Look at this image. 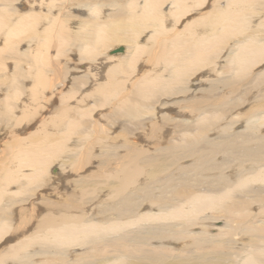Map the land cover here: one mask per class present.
<instances>
[{
  "label": "rangeland",
  "instance_id": "374dc122",
  "mask_svg": "<svg viewBox=\"0 0 264 264\" xmlns=\"http://www.w3.org/2000/svg\"><path fill=\"white\" fill-rule=\"evenodd\" d=\"M212 1L210 0L211 3L209 2L211 5L206 3L209 7L206 8V11L202 10L200 15L215 9L214 6L218 3ZM222 1L219 4L220 7L225 5V1L223 3ZM61 3V1L56 0H20L19 4L14 3L12 7L20 13H38L41 11L42 15L50 17L51 20L55 19L57 25L66 23V20H70L68 23L63 24L64 30L74 34L75 31H79L80 26L78 23L82 22L78 17V15L82 17L79 13L82 11V7H78L77 9L72 6L68 7V2L67 6L60 8ZM49 6L53 7L52 11L48 9ZM137 6H140V1L137 3ZM170 6L171 4H168L163 8V16L166 17L169 14L171 10ZM74 10H78L79 12H75ZM108 11L107 13L112 12V10ZM86 12L83 15L84 18L87 16ZM104 12L100 15L102 20L106 19ZM203 14L202 16H204ZM251 14L250 12L248 17H251L249 19L252 22L245 35H251L254 39H257L256 41L259 40L264 45V14L259 16ZM189 15L188 18L186 16L183 19L188 25L191 24L193 26L195 24L194 21L201 19L196 18L199 14H192V17H189ZM190 18L192 20L188 21L187 19ZM183 21L180 22L181 26L179 25V28H183H178V33L185 26H188ZM170 25L171 22L169 27H172ZM48 26L49 21L42 19L37 27L42 32L49 28ZM200 27L204 28L203 25ZM150 31H147L143 35L144 39L140 40L142 42L141 44L146 46L145 53L141 56L143 58L141 59L142 64H138V68H141L143 72L149 70L147 69L149 68V64L145 62L148 57L145 55L152 57L155 52L159 51V48L156 46L150 53L151 48L146 43L150 38V34H155V32L150 33ZM5 33L6 30L0 32V49H3L2 51L0 50V53H2L0 54L2 58L0 59V63L5 65L2 66L0 64V71H2L0 72V226H2V223H6L9 224L10 228L7 229L0 241V256L11 246L12 241H15L13 239L15 233H18L20 229H24L25 231L28 229L32 232L35 230L32 224L35 223L36 227L42 226L46 216L59 218L66 213L70 217L75 218L79 216L85 217L88 220H92L93 216L92 222H98L103 218V215H100L101 213L106 211L105 213L111 215L114 211L113 209L117 207V203L112 200L110 190L114 189L117 181L123 184L125 174L118 178L113 177L116 174L109 168H106L107 164L111 161L109 166H116L113 165V162L118 163V160L123 157L129 160L132 155H137L141 150L145 151V154L151 158L152 162L151 164H145L147 162L145 160L143 169L135 177L137 180L133 181V184L130 186V192H134L141 186L144 187L143 192L149 191L154 195L162 196L169 189L167 181L172 179L180 180L183 178V173L188 170L190 171V176L194 174L195 177H198L202 174V177L204 179L206 178L211 186L218 185V188L228 189L230 191H235L236 189L235 192L239 191V189L241 190L237 184L242 179L248 184L247 201L251 204L248 208V213H250L248 223L255 224L257 221L264 223V149L263 145H258L260 142L257 139L258 136L264 138V126L260 128L261 123H264V121L260 123L251 121L252 115L256 113L259 115H257V118L263 117L264 119V62L252 70L251 73L247 72L244 74L243 77L233 76L234 72L229 70L232 67L230 61L236 55L237 45H239L238 42L235 43L234 40L226 44L215 63L212 60L213 64H210L211 66H205L206 68L204 67L199 74L194 75L188 83H185L183 88L186 93H183L182 96L171 95L170 97L166 96L154 99L142 96L146 100L149 99L150 102L157 100H160L159 103L161 102L162 104L167 102V106L162 109L158 108L153 112L146 111L142 108V116L134 121L133 124L127 117L117 116L122 106L127 105V103L122 102V98L126 96L125 94L129 95L131 93L129 90L130 83H125L127 91L124 90V87H121V92L116 91L115 86L118 82H121L122 78L118 81L116 79L115 81H110L109 68L106 67L107 65L114 66L118 61V58L108 59L106 57V51L114 46L118 47V45L119 47L123 45L125 47L127 45L130 51L128 44L120 43L111 46L104 51L101 58L97 59L98 62L97 60L95 62L94 60H82L78 50L81 47L79 42H74L73 44L70 41L69 45L66 46L68 48H63L60 43L56 42L57 46H59L58 49L54 48V43L52 42L49 53L51 62L45 67L41 62L38 64L33 62L35 61L33 60V56L37 55L43 49L40 43L41 39H38L39 43H37V40L31 41L30 35L27 32L22 33V37L20 35L16 38L17 44L19 45L17 52L13 54L5 49L6 47L4 48L6 45ZM45 38L46 36L44 34L42 39L44 40ZM149 42H151V45L154 44V41ZM42 69L44 73L47 71L46 76L49 82L46 88L39 87L43 92L42 98L35 100L36 94L33 92V87L36 86L37 82L35 75L42 72ZM3 76L5 79L2 78ZM13 83L19 85L22 92L21 95H16L12 91L10 87ZM107 83L110 84V89L105 86ZM206 103L209 105L212 104L214 108L206 107ZM198 104H203V107L196 110V112H192L191 109ZM131 106L137 108L134 104H131ZM66 111H68V116H70L68 119L65 117ZM116 111L118 112L116 113ZM168 112L171 113L168 114ZM174 112L178 114L176 115ZM163 114L169 120L172 119L171 122L169 121L170 123L161 121L160 117ZM175 115L178 117H175ZM183 115L184 117H188L184 118ZM192 118L194 120H188ZM144 120L146 121L144 122ZM184 121H189L186 124V126H189L188 128L193 126L191 132L180 129V123L178 122ZM154 123L155 125H152ZM73 124L74 126L71 127ZM211 125L212 127H210ZM251 127H256L259 131ZM133 128L135 132L132 130ZM198 128H200L199 130H206L207 128L206 133H203V138L200 140L201 144L198 146L205 150V153L209 154V157L204 159V161H200V163L196 157L189 156L183 159L186 151L181 152L191 144L194 146V142L198 141L197 136L201 132ZM246 129L247 132L252 131V133H246ZM22 131H24V134ZM146 132L148 133L146 134ZM179 132L181 135H179ZM31 133H37L35 135L37 138H45L46 141L47 138H50L55 143L60 142L62 145L64 144V147L58 151L57 158H55V155H53L54 158L49 157L52 159V165L41 179L28 187L30 189L29 191L24 190L21 186L22 183L26 184L28 182L23 176L31 175L35 171L31 167L25 169H19L17 167L19 159L25 157V149L32 144L33 138L29 136ZM139 134L143 140L141 139V143L136 144ZM26 136L29 138H26ZM23 138L26 139L24 140ZM252 138L255 139L251 141L250 139ZM64 140L65 142L63 143ZM126 140H131L132 142L129 141V144H127L128 142H125ZM154 140L155 142H153ZM171 147L175 151L173 153L174 155L161 158L157 154L158 149H168ZM246 149L249 153L245 152ZM113 153L122 157H118L115 161L111 155ZM52 154L47 153V155ZM255 154H258V157ZM85 155L87 156L86 159L83 157ZM179 157L181 160L178 159ZM184 165L185 167H183ZM188 165L193 166V168H188ZM123 167L124 165H120L116 170L122 169ZM161 170L166 171L158 178H155L156 174L160 173ZM192 170H195L194 173H192ZM8 171L15 172L19 176V179L7 184L5 177ZM94 176L99 177V182L91 186V188L86 187V189H82V187L86 186V181L95 179L93 178ZM222 181L226 182L224 188L220 187ZM200 194L203 193L200 192ZM238 197H231L230 201L227 202L225 200V203H231V201L236 203L238 202ZM146 206H150L153 213L159 211L157 209L158 206L152 207L149 203L145 202L140 207L139 213ZM222 210L223 208L218 212L206 211L204 214L201 213V216L199 215L198 217L203 218V223L192 226L190 229L195 233L217 234L214 230L209 229L211 224H214L216 228H222L230 222V217H228L229 213L222 212ZM212 216L221 219L218 221H210ZM3 217H7V219L4 220ZM235 217L237 219L239 218L237 214H235ZM176 222L181 223L179 219ZM46 228L44 229L45 232L52 230L51 226ZM159 234L166 236L164 233ZM244 235L243 241L245 243V238L250 240L252 233H245ZM168 240L169 242H164L157 239L152 244L157 248L161 243L164 246L169 243L167 247L169 246V249H173L172 252L177 249V254L182 252L184 255L186 253L182 251L183 245L191 244L190 240L186 241V243L175 240L174 242L173 238H168ZM176 242H178V245ZM237 244L238 241L235 246ZM92 245L88 244L83 248L76 247L73 249L68 247L67 251L69 253L61 254L57 257L53 253H49L50 251L45 246L47 254L45 253L44 257H38L34 262L37 264H56V258L58 261L64 260L65 263H76V261L84 258L86 255H88L89 259V254L86 252H89ZM231 246L233 245L231 244ZM39 247V245L36 246L34 250L37 251ZM174 247L177 248L175 249ZM242 247V245H239L238 248ZM176 251L173 253L176 254ZM232 252H236L235 249L234 251H230L231 255L229 256L231 258L233 257L232 259L228 256L229 258L228 260L226 259V262L223 259L224 263L220 260L218 264H229L230 261L232 262H230L231 264H238L239 260L245 259L247 255V252L243 253V250L239 251L242 257H237ZM92 253H94L92 261L100 259L98 250ZM4 257V260H7L6 264H18L15 259L11 258V254H4ZM160 261L155 264H169V262L161 263Z\"/></svg>",
  "mask_w": 264,
  "mask_h": 264
},
{
  "label": "bare ground",
  "instance_id": "6f19581e",
  "mask_svg": "<svg viewBox=\"0 0 264 264\" xmlns=\"http://www.w3.org/2000/svg\"><path fill=\"white\" fill-rule=\"evenodd\" d=\"M56 1L62 2L59 6L60 8L67 6L68 2V7L72 6L75 9L82 7L81 12L74 10L82 15V17L78 15L79 19L82 21L81 23H78L80 26L78 32L75 31L73 34L64 30L63 24L68 23L70 20H66V23H60L57 25L55 19L51 20L50 17L42 15L41 11L38 13L17 12L12 6L14 3L19 4L20 0H0V6L3 5L0 8V32L6 30V45L4 48L6 47L5 49L9 50L13 54L17 52L19 44H17L18 42L16 41V38L20 35L22 37V33L27 32L30 35L31 41H38V39H41L40 43L43 46V49L39 51L37 55L33 56V60H35L33 62L37 64L41 62L45 67H47V64L51 62L49 59V53L52 42L54 43V48L56 49L59 48L56 42L60 43L63 48H68L66 46L69 45L70 41H72L73 44L74 42H79L81 47L78 50L82 60H94L95 62L97 59L101 58L104 51L111 46L120 43L128 44L130 46V51L128 46L125 44V51L120 55L110 54L113 50L119 49L121 47H119V45L118 47L114 46L106 51V57L108 59L118 58L116 65H107L106 67L109 68L110 81H115V79L118 81L122 78L121 82H118L115 86L116 91L121 92V87H124V90L127 91L125 83H130L129 90L131 93L129 95L125 94L126 96L122 98V102L127 103V105L122 106L121 110L119 108L120 111H116V113L118 112L117 116L127 117L133 124L134 121L138 120L142 116V108L146 111L153 112L158 108L162 109L167 106V102H164L163 104L161 102L159 103L160 100L150 102L149 99L146 100L143 97L154 99L166 96L170 97L171 95L182 96L183 93H186L183 85L188 83L194 75L199 74L205 66L215 63L219 54L230 41L235 40V43H239V45H237L238 49L236 51V55L233 56L230 61L232 67L229 70L234 72L233 76L237 75L238 77H243L244 74L247 72L251 73L252 70L256 69L262 64V62H264V45L260 43L259 40L256 41L257 39H254L251 35H245L250 23L252 22L249 19L251 17H248L249 13L251 12L256 16L263 15L264 0H223L225 1V5H222V7L219 6V4H221V0H213L215 3H218L216 4L217 6H214V10L212 9L209 12H204L205 14L202 13L204 16H202V14L200 15V12H202V10H207L206 8L209 6H207L206 3L209 4L210 0ZM139 1L140 6H137ZM168 4H171V10L165 17L162 12L163 8ZM48 9L52 11L53 7L49 6ZM108 10H112V12L107 13ZM85 12L87 13V16L84 18L83 15H85ZM103 12L106 19L102 20L100 15ZM192 14H199V16H195L196 18H201L194 21L195 24H193V26H191L190 23V25H188L183 21L186 16L188 18V15L189 17H192ZM42 19L49 21V28L41 32L37 26ZM187 20H192V18ZM181 21L186 23L188 26H185L184 29L178 33ZM167 22L169 23L167 24ZM170 22L172 27H169ZM201 25H203L204 28H201ZM182 28L183 27L179 29ZM147 31H150V33L155 32L154 35L150 34V38L146 43L151 48L150 53L154 50V47L156 48V46L159 48V51L155 52L152 57L145 55L148 59L147 61H144L150 66L148 65L149 68H147L149 70L143 72L141 68H138V64L141 63V59H143L141 56L145 53L144 50L146 46L142 45L140 40L144 39L143 35ZM44 34L46 38L43 40L42 37H44ZM149 41H154V44L151 45V42ZM37 43H39V41ZM0 50L2 51L3 49ZM0 59L2 58L0 57ZM46 73H44V70L42 69V72L35 75L37 79L36 86L33 87V92L36 94L35 100H40L42 98L43 92L39 89V87L42 86L43 88H46L48 86L49 80ZM2 78L5 79L4 76ZM186 78L188 79L186 80ZM109 85V83L105 84V86L110 89ZM10 88H12V91L15 92L16 95H21V88L18 84L13 83ZM131 104H134L137 108L132 107ZM205 105L206 107L214 108L212 104L209 105L206 103ZM201 107H203V104L195 105L193 108L191 106L192 109H190L192 112H196V110ZM68 111L70 112V110ZM68 111L65 113V117L67 119L70 117L68 116ZM169 113L171 112H168V114ZM178 113H176V115ZM164 114L160 117L161 121L171 122L172 119L169 120ZM176 115L175 117H178ZM257 115V113L253 114L251 121L256 123L264 121L263 117L257 118ZM187 117L188 116L184 118ZM188 120H194V118ZM145 121L146 120H144V122ZM178 123H180L179 127L181 130L192 131V125L191 128H188V125L186 126L189 121ZM261 124L260 128H263L264 123ZM152 125H155V123ZM73 126L74 124L71 127ZM210 127H212V125ZM152 129L154 130V128ZM175 129L177 128L175 127ZM199 129L200 128H198V130ZM132 130L134 131V128ZM202 130H199L201 132L200 135L197 136L198 141L194 142V146L191 144L181 151H186L183 159L188 158L189 156L196 157L200 163V161H204V159L209 157V154L205 153V150L198 146L201 144L200 140L203 138V133H206L207 128L206 130ZM24 131H22V133ZM245 131L246 133H252V131L247 132V129ZM128 132L132 133L130 131ZM147 133L148 132H146V134ZM36 134L37 133L29 134V136H32L33 138L32 144L30 143L31 146L25 149V157L19 159L17 167L19 169H25L27 167L34 169L35 173L23 176L25 180H28V182L26 184H21L24 190L29 191L30 189L28 187L37 180L41 179L52 165V159L49 157H53V155H55V158H57L56 155L58 151L64 147V144L62 145L60 142L55 143V141L50 138H47V141L45 138H37L35 136ZM179 135H181L180 132ZM27 137L28 136H26V138ZM137 138L138 142L136 144L141 143V139L143 140L142 136L139 134ZM254 139L255 138H252L250 140L252 141ZM257 139H259L260 142L258 145H263L264 149V138H260L258 136ZM155 140L153 142H155ZM129 141L132 142L131 140H126L125 142H128L127 144H129ZM245 141L248 143L247 140ZM64 142L65 140L63 143ZM157 147H159V145H157ZM174 152L173 147L157 150V154L161 158L165 156L170 157L171 155H174ZM245 152L249 153L247 149ZM47 153L53 154L47 155ZM260 154L262 155V153ZM111 155L115 161L118 157H122L116 153ZM181 155L180 157H182ZM255 155L258 157V154ZM83 157L86 159L87 156L85 155ZM180 157L178 159H180ZM124 158L126 157L120 158L118 163L113 162V165L116 166H109L110 161L106 167L116 174L113 176L115 178L125 174L123 184L117 181L114 189L110 190L112 200L117 203V207L113 209V212L111 211V215L105 213L106 211L101 214L99 213L100 215H103V218H101L98 222H92L94 218L93 216L92 220L79 216H76L75 218L72 216L70 217V215L66 213L59 218L46 216L42 226L36 227L35 223L32 224L35 229L32 232L25 228L26 231L24 229H20L18 233H15L13 238L15 241H12L11 246L8 247L4 254H11V258L15 259L18 264H37L34 260L40 256L44 257L46 253L45 246L50 251L49 253H53L55 257H57L61 254L69 253V251H67L68 247L71 249L76 247L83 248L88 244H93L89 252H86L89 254V259L88 255H86L84 258L76 261V263H65L64 260L58 261L55 258L56 264H155L156 262L158 263L159 260H161V263L169 262V264H218V262L220 260L223 261V259L226 262V259L228 260L230 257L229 255H231L230 251H234L235 249L236 252H232V254L237 255V257L241 256V252L239 251L243 250V253L247 252L245 259L242 258L243 260H239L238 264H264V223L261 221H257L255 224L248 223V218L250 216L248 208L251 204L247 201L248 184L246 181L241 179L237 184L239 185L238 188H241V190L239 189V191L235 192L236 189L235 191H230L228 189L218 188V185L211 186L207 182L206 178L204 179L202 177V174L198 177H195L194 174L193 176H190V171L188 170L183 173V178L180 180L172 179L167 181L169 189L162 196L154 195L149 191L143 192L144 187L141 186L134 192H130V186L133 184V181L137 180L135 177L139 175L141 172L140 170L143 169L145 160H147L145 164H151L152 160L145 154L144 150L139 151L137 155H132L129 160ZM120 165H124V167L116 170V168ZM183 167H185V165ZM191 167L193 168V166H189L188 168L192 169ZM165 171L166 170H161L160 173H155V178L161 176ZM192 171V173H194L195 170ZM6 174L5 180L7 184L19 179V176H17L15 172L12 173L11 171H8ZM152 174H154V172H152ZM93 178L95 179L86 181L87 184L82 187V189H86V187L91 188V186H94L99 182L98 176H94ZM225 183V181H222L223 186H219L224 188ZM200 192L203 194H200ZM231 197H238V202L233 203L231 201V203H225V200L228 202ZM145 202L149 203L152 207L158 206L157 209L159 211L157 213H153L152 208L150 206H146L142 209L143 212L141 211L139 213L140 207ZM222 208V212L229 213L228 217H230V222L228 221L229 224H225L222 228H216L214 224H211L209 229L214 230L217 234L192 232L190 229L192 226H197L199 223H203V218L198 217L199 215L201 216V213L204 214L206 211L218 212ZM235 214H237L238 217L239 215H242L237 219ZM3 219L6 220L7 217H3ZM178 219L181 223L176 222ZM219 219L221 218L212 216L210 221H218ZM47 224L52 227V230L49 232H45L44 230L47 229ZM1 225L0 241L7 229L10 228L9 224L2 223ZM159 233H164L168 237L160 235ZM243 233H252L250 240L245 238L247 244L243 241V238L245 237ZM168 238H173V241H181L182 243H186V241L190 240V245H183L184 247L182 251L186 254L184 255L182 252L177 254L176 248L179 246L176 248L174 247L176 249V254L173 253L175 251L172 252L173 249H169V246L167 247L169 243L166 246L161 245L163 244L161 243L157 248L152 244V242L157 239L169 242ZM237 241L238 244L235 246ZM177 243L178 242H176V244ZM231 244L233 246H231ZM38 245L40 246L39 249L37 251L34 250V248ZM239 245H242L243 247L238 248ZM97 250L100 253V259L92 261L94 254L92 252ZM4 254L0 256V258L3 259H0V264L7 263V260H4ZM230 262L229 264L232 263Z\"/></svg>",
  "mask_w": 264,
  "mask_h": 264
},
{
  "label": "water",
  "instance_id": "95a60500",
  "mask_svg": "<svg viewBox=\"0 0 264 264\" xmlns=\"http://www.w3.org/2000/svg\"><path fill=\"white\" fill-rule=\"evenodd\" d=\"M125 47L121 46L119 49H115L112 52H110L111 55H120L121 53H124Z\"/></svg>",
  "mask_w": 264,
  "mask_h": 264
}]
</instances>
